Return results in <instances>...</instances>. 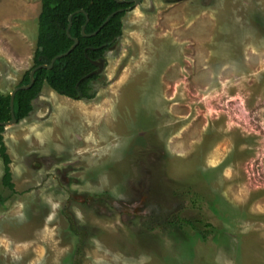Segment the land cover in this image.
<instances>
[{
	"label": "rangeland",
	"instance_id": "obj_1",
	"mask_svg": "<svg viewBox=\"0 0 264 264\" xmlns=\"http://www.w3.org/2000/svg\"><path fill=\"white\" fill-rule=\"evenodd\" d=\"M41 9L0 0L3 92ZM99 73L93 99L46 84L6 126L0 264H264V0H141ZM192 179L213 227L171 222L189 202L168 187Z\"/></svg>",
	"mask_w": 264,
	"mask_h": 264
},
{
	"label": "trees",
	"instance_id": "obj_2",
	"mask_svg": "<svg viewBox=\"0 0 264 264\" xmlns=\"http://www.w3.org/2000/svg\"><path fill=\"white\" fill-rule=\"evenodd\" d=\"M132 5L133 3L126 0L124 2L118 0H42L33 65L24 72L17 86L30 83V73L35 66L50 64L54 57L68 52L74 44L73 38H78L79 44L67 55L57 58L51 69H38L32 87L17 91L14 99V113L18 122L27 118L33 111V102L46 84L57 93L72 99H93L95 97L93 83L101 77L97 72L99 66L95 62L105 59L110 47L123 35L124 17ZM82 9L88 14V22L87 15ZM120 9L123 10L118 11ZM114 12L116 13L113 14ZM111 14H113L111 18L104 24ZM71 16L70 34L73 38L67 33ZM84 25H86L85 31L89 34L88 36L83 35ZM11 110V92L6 93L0 89L1 122L12 119ZM5 128V125L0 124V155L4 163L2 183L4 187L13 191L15 183L10 166L11 157L4 140ZM168 189L171 195L178 194L181 200L185 199L189 202L182 210L174 213L172 224L180 230H183L185 226L197 230L198 226L204 225V222L207 227H213V223L203 213L206 204L213 200L205 184L202 185L196 179L184 180L176 182V187L169 186ZM104 195L109 196L108 192ZM7 200L8 196L0 194V206H3ZM208 207L211 209L212 206L208 204ZM72 215V213L68 215L71 221L74 220ZM74 230L80 234L75 227Z\"/></svg>",
	"mask_w": 264,
	"mask_h": 264
},
{
	"label": "water",
	"instance_id": "obj_3",
	"mask_svg": "<svg viewBox=\"0 0 264 264\" xmlns=\"http://www.w3.org/2000/svg\"><path fill=\"white\" fill-rule=\"evenodd\" d=\"M118 1H119V2H124L125 0H118ZM126 1H127V2H130V3H133V5H132L131 7H129V9H131L133 6H135L136 4H138V3L141 2V0H126ZM121 10H123V9H120V10H118V11H121ZM82 11L86 13V15H87V22H88L89 17H88L87 12H86L84 9H82ZM115 13H116V12H114L113 14H115ZM113 14H111V15L106 19V21L104 22V24H106V23L108 22V20L111 18V16H112ZM104 24H103V25H104ZM71 26H72V16L70 17V24H69V27H68V29H67V33H68V35H69L70 37H72L71 34H70V27H71ZM85 28H86V25H84L83 28H82L83 35H84V36H88L89 34L86 33ZM95 33H97V31H96ZM95 33H94V34H95ZM72 38H73V37H72ZM73 39H74V44L71 46V48L68 50V52H66V53H64V54L57 55L56 57H54V58L52 59V61H51L50 64H40V65H38V66H35V67L31 70V73H30V77H31V81H30V83H29V84H26V85L17 86V87H15V88L12 90V92H11V108H12L11 111H12V119L9 120V121H6V122H1V121H0V124H3V125H5V126H9V125H12V124L18 122L17 119H16V117H15V113H14V99H15V95H16L17 91H19V90H21V89H28V88L32 87V85H33L34 82H35V73H36V71H37L38 69H40V68H48V69H51V68L54 66V63H55V61H56L57 58L62 57L63 55H67L69 52H71V51H72V50H73V49L79 44V39H78V38H73ZM104 60H105V59H101L100 61H97V62H95V63L99 66V68H101V63H102ZM97 72H99V69L97 70Z\"/></svg>",
	"mask_w": 264,
	"mask_h": 264
}]
</instances>
